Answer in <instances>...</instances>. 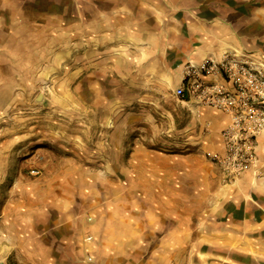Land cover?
<instances>
[{
    "label": "crops",
    "instance_id": "crops-1",
    "mask_svg": "<svg viewBox=\"0 0 264 264\" xmlns=\"http://www.w3.org/2000/svg\"><path fill=\"white\" fill-rule=\"evenodd\" d=\"M67 2L77 11L61 29L62 58L76 52L68 75L98 100L96 120H68L59 137L0 130V264H264V133L256 164L229 181L209 155L223 150L230 116L175 94L189 62L237 53L264 67V0ZM21 6L0 0V32L15 25L0 39L3 84L6 60L33 52L21 19L37 15ZM114 76L152 92L126 94ZM120 97L145 104L122 112Z\"/></svg>",
    "mask_w": 264,
    "mask_h": 264
},
{
    "label": "rangeland",
    "instance_id": "rangeland-1",
    "mask_svg": "<svg viewBox=\"0 0 264 264\" xmlns=\"http://www.w3.org/2000/svg\"><path fill=\"white\" fill-rule=\"evenodd\" d=\"M19 1H21L22 10L27 13L32 12L34 17L37 15V19H21L22 29H18V25L16 30H20L21 34L25 35L32 33L35 36V41H31L29 47L32 49L30 51L33 52L26 54L22 51L21 62L19 60H6L5 75L6 79H9L11 82L0 83V130H5L7 135H12L21 126L25 130L35 128L39 133H45L48 127L51 131L54 130L57 137H59L61 134L59 130L62 129V126H66L69 123L68 120L71 123H77L81 118L80 123L86 124L87 129H89L88 125H91L93 119L96 120V117L92 116V110L98 107V105H93L98 100L88 99V95L84 99L83 95L77 94L79 77L73 79L68 75L73 72L71 63L75 61L76 52L69 59L62 58V48L60 46L61 29L65 26L67 27L66 24L71 21V17L76 15V4L69 5L67 0ZM6 8L7 16L13 17V5H11V10L8 5ZM11 22L14 23L12 19ZM16 22L19 23L20 21L16 20ZM29 22L34 24L32 26L33 29L28 28L31 27L29 25L24 26ZM10 29H15V25L11 24L7 26L4 32L5 35H2L0 32V39L4 36L7 39L9 36L7 32ZM21 47L22 49L26 48V46ZM14 48L13 43L7 40L4 49L7 57ZM71 49L67 52H70ZM46 52H48V57H46ZM36 55L39 56L36 57ZM13 62L15 66H13ZM33 64L37 68L36 77H31L34 70L31 68ZM46 67L50 69L48 76L44 74ZM114 77L113 82H117L120 90L126 94L147 95V93L152 92L151 89L142 87L140 78L136 76L128 79L130 80L128 83L118 81V79L122 78L121 76L117 77V81L116 76ZM86 86L90 87L91 91H94L93 83H89ZM87 87H85V90L90 91ZM121 98L124 97H120L118 100V109L122 112L139 109L145 104L143 100L134 102L130 100L127 102L121 100ZM78 113L81 114L80 118L77 116ZM16 125L18 128H15ZM102 135L104 137V133ZM52 142L48 144L47 142H39V144L50 145L48 148L50 150L49 155H61L63 149L59 146H51ZM33 169L36 170V173L32 172ZM45 169L46 166L45 168H32L30 169V174L39 177L42 175V170ZM4 261L6 262V260Z\"/></svg>",
    "mask_w": 264,
    "mask_h": 264
},
{
    "label": "built area",
    "instance_id": "built-area-1",
    "mask_svg": "<svg viewBox=\"0 0 264 264\" xmlns=\"http://www.w3.org/2000/svg\"><path fill=\"white\" fill-rule=\"evenodd\" d=\"M220 75L224 81L210 80ZM175 94L194 97L230 116L222 130L223 150L209 157L226 179L233 180L258 161V137L264 133V67L226 53L222 59L209 58L202 64L189 62L183 84ZM36 173V170H32Z\"/></svg>",
    "mask_w": 264,
    "mask_h": 264
}]
</instances>
